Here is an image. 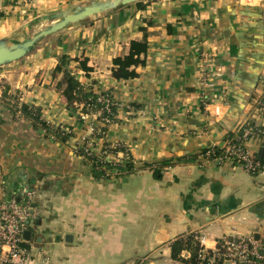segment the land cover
Wrapping results in <instances>:
<instances>
[{
    "label": "crops",
    "instance_id": "0c3cea01",
    "mask_svg": "<svg viewBox=\"0 0 264 264\" xmlns=\"http://www.w3.org/2000/svg\"><path fill=\"white\" fill-rule=\"evenodd\" d=\"M96 1L0 0V40L22 41L47 27L52 20L45 17ZM141 27L148 30L147 63L137 77L118 80L113 60L144 38ZM63 54L74 59L82 84L110 91L119 105L118 121L94 151L105 142L126 146L135 172L96 180L74 151L98 116L79 121L82 104H69L57 87L62 74L55 78L53 70ZM5 88L77 136L62 144L0 106V203L28 200L34 209L25 264H185L171 245L191 233L204 235L209 251L225 236L264 240V170L254 175L202 155L225 149L231 132L264 130V0L121 6L73 23L0 66V97ZM246 146L264 164V134Z\"/></svg>",
    "mask_w": 264,
    "mask_h": 264
},
{
    "label": "trees",
    "instance_id": "16d2710c",
    "mask_svg": "<svg viewBox=\"0 0 264 264\" xmlns=\"http://www.w3.org/2000/svg\"><path fill=\"white\" fill-rule=\"evenodd\" d=\"M141 5L142 1L136 2ZM144 32V38L142 40H132L130 42L129 51L123 56L115 57L113 60L112 74L113 77L118 80H125L135 78L139 75L137 68L144 66L147 63V55L149 52V42L147 40L148 30L147 27H141ZM73 58L69 54H63L58 58V63L53 70V76L56 78L59 74H62L61 80L58 82L57 87L63 88V94L69 104L76 102L81 103V113L77 116L79 121L82 120V115L90 113H97L102 111L98 120L103 124L94 129V132L89 139L97 142L100 138H105L109 131V127L113 122L118 121L119 105L114 100L113 94L110 91L96 92L92 87H86L80 80L73 74L71 66ZM80 65L89 70L87 60L83 59ZM4 94L0 97V106L5 105L9 110L13 112L16 117H23L27 119L32 126L43 131L46 136H54L58 142L62 144H68L69 141L76 139V134L70 128H65L62 125H52L46 122L43 118L42 108L37 106H31L24 102H21L19 96L11 95L8 89L5 88ZM109 103V110H105V105ZM109 120V121H105ZM243 129L234 133L231 132L227 135V139H234L241 137ZM74 141H72L73 143ZM108 142H105L103 147V154L101 156L95 154H88L87 151L78 146L77 143H73L74 151L84 156L87 161L92 164V175L96 180H110L113 176H122L125 174L133 173L137 170V162L134 160L129 149L124 145L112 147ZM215 154L220 155L223 153V149L219 147H213ZM205 149L203 152H205ZM119 152H125L128 157L122 158L119 161H113L109 156H116ZM144 167L152 166L149 162L142 163ZM168 164V163H165ZM161 169H156L155 173L159 175ZM172 255L175 259H181L184 263L189 264H208L207 259L202 260L200 257L201 244L196 239L195 234L191 233L182 237H179L172 243ZM183 250H188L191 256L188 259H182L181 253Z\"/></svg>",
    "mask_w": 264,
    "mask_h": 264
},
{
    "label": "built area",
    "instance_id": "2783aa9c",
    "mask_svg": "<svg viewBox=\"0 0 264 264\" xmlns=\"http://www.w3.org/2000/svg\"><path fill=\"white\" fill-rule=\"evenodd\" d=\"M104 108L108 111L109 103ZM261 109L264 111V100ZM102 113L103 110L96 114L100 116ZM94 126L96 125L91 127L92 131ZM255 134H264V130L245 128L241 137L229 139L220 155L215 154L213 147L202 152V155L206 160L240 165L247 172L257 175L264 170V164L257 161L246 146L247 141ZM28 195L32 197L33 192ZM32 208L31 201L21 202L16 198L0 203V264H25L31 258V249L27 246L24 232L31 221ZM195 237L201 244L200 257L202 260L207 259L208 264H264V240L261 238L225 236L219 240L216 249L209 251L204 245L205 236L195 233ZM190 256L188 250L181 253L182 259Z\"/></svg>",
    "mask_w": 264,
    "mask_h": 264
},
{
    "label": "water",
    "instance_id": "95a60500",
    "mask_svg": "<svg viewBox=\"0 0 264 264\" xmlns=\"http://www.w3.org/2000/svg\"><path fill=\"white\" fill-rule=\"evenodd\" d=\"M143 0H99L91 4L85 5L80 9L73 12H59L45 17L52 20L50 24L44 29L34 33L33 35L25 38L22 41L11 42L8 39L0 40V66L12 63L20 60L28 55L29 52L37 45L42 39L68 27L69 25L83 21L89 17L96 16L98 14L117 9L121 6H126L131 3H136ZM264 155V148L259 150V158L262 159ZM34 213V209H31V214ZM32 232L27 229L24 232V238L26 240L31 239ZM260 238L259 235L256 236Z\"/></svg>",
    "mask_w": 264,
    "mask_h": 264
},
{
    "label": "rangeland",
    "instance_id": "374dc122",
    "mask_svg": "<svg viewBox=\"0 0 264 264\" xmlns=\"http://www.w3.org/2000/svg\"><path fill=\"white\" fill-rule=\"evenodd\" d=\"M240 1V0H239ZM241 1H244V2H246V1H250V0H241ZM51 22H49L48 24H50ZM37 29V27H34L33 28V31H35ZM74 74V73H73ZM82 116H84V115H82ZM98 117H99V115H97ZM103 124V120L101 121H99L98 120V123H96L95 125L98 127L99 125H102ZM96 126H94V128H96ZM94 131H92L91 132V134L88 136V137H85V140L83 139V141L84 142H82V144H80V143H78V141L76 142L77 143V145L78 146H81V147H83L86 151H87V153L88 154H95V155H98V156H101L104 152H103V147H104V144L105 143H103V146L101 147V149H100V151L99 152H95L94 151V146H96L95 145V142L93 141V140H91V139H89V137L92 135V133H93ZM109 144H111L110 142H108ZM119 145H121V144H119V143H112L110 146H112V147H115V146H119ZM120 153V152H119ZM119 153L116 155L117 157H115V158H112V156H114V155H110L109 157L113 160V161H119L120 159H122V158H125V157H128V154L127 153H125V152H123V155L124 156H122V158H119ZM81 156V155H80ZM83 158H85L84 156H82ZM85 160H87L86 158H85ZM89 162V161H88ZM90 163V162H89ZM91 164V163H90ZM91 167H92V164H91Z\"/></svg>",
    "mask_w": 264,
    "mask_h": 264
}]
</instances>
